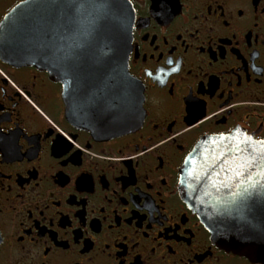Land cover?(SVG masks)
I'll return each instance as SVG.
<instances>
[{
	"label": "flooded vegetation",
	"instance_id": "af4514ba",
	"mask_svg": "<svg viewBox=\"0 0 264 264\" xmlns=\"http://www.w3.org/2000/svg\"><path fill=\"white\" fill-rule=\"evenodd\" d=\"M130 2L135 128L73 125L59 82L0 57V264H264L216 246L179 191L201 138L264 141V0Z\"/></svg>",
	"mask_w": 264,
	"mask_h": 264
},
{
	"label": "water",
	"instance_id": "95a60500",
	"mask_svg": "<svg viewBox=\"0 0 264 264\" xmlns=\"http://www.w3.org/2000/svg\"><path fill=\"white\" fill-rule=\"evenodd\" d=\"M130 0H25L0 23V57L62 85L72 124L98 137L138 126L143 95L129 74ZM68 89H81L77 100ZM182 199L211 241L264 261V141L240 132L201 138L179 171Z\"/></svg>",
	"mask_w": 264,
	"mask_h": 264
}]
</instances>
